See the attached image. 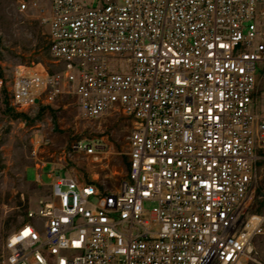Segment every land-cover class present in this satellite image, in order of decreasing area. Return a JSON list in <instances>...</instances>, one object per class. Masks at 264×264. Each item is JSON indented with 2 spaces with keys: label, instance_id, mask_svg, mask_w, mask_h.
<instances>
[{
  "label": "built area",
  "instance_id": "1",
  "mask_svg": "<svg viewBox=\"0 0 264 264\" xmlns=\"http://www.w3.org/2000/svg\"><path fill=\"white\" fill-rule=\"evenodd\" d=\"M18 9L46 25L52 68L16 67L12 104L59 110L75 137L1 264H264V0Z\"/></svg>",
  "mask_w": 264,
  "mask_h": 264
},
{
  "label": "rangeland",
  "instance_id": "2",
  "mask_svg": "<svg viewBox=\"0 0 264 264\" xmlns=\"http://www.w3.org/2000/svg\"><path fill=\"white\" fill-rule=\"evenodd\" d=\"M22 1L31 0H0V264L4 241L26 221L28 210L48 189L47 180H34L31 168L41 173L42 166L37 164L46 163V170H66L56 163L75 137L71 131H58L59 110L42 104L20 110L12 104L10 90L16 67L41 63L52 68L47 27L32 9L19 11ZM36 1L43 7L48 3ZM125 134L119 132L117 136ZM116 151L125 153L124 141L123 149ZM124 153L116 156L118 165L113 169L119 175H124L127 168ZM81 166L85 175L93 172L90 163L83 161ZM254 245L264 260V233L254 237Z\"/></svg>",
  "mask_w": 264,
  "mask_h": 264
},
{
  "label": "crops",
  "instance_id": "3",
  "mask_svg": "<svg viewBox=\"0 0 264 264\" xmlns=\"http://www.w3.org/2000/svg\"><path fill=\"white\" fill-rule=\"evenodd\" d=\"M78 1H80L81 3H84V4H88V5H95V4L99 3V2H101L102 0H78ZM48 4H49V0H48V3H47L46 6H48ZM82 162H83L82 159H78L77 160V164H76V166L73 169L74 172H77L78 174L82 173L81 170H80L82 168V166H81ZM56 164H57V166H62V164L59 163V162L56 163ZM37 165L42 166L41 169H42L43 172L38 173L35 168H31V170H33V172H34V180H36V178L39 181L45 179V180H47L46 184H50V182H51V174L49 173V171L51 169H53V168L51 167V169H47V170L44 169V166H46V163H45V165H44V163H40V164H37ZM69 171H72V169L71 170H64V171H58L57 170L55 172H59L61 174H66V173H69Z\"/></svg>",
  "mask_w": 264,
  "mask_h": 264
}]
</instances>
